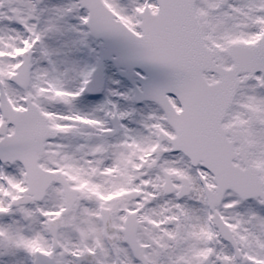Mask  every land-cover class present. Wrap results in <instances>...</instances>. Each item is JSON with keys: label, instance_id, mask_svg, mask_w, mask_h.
Returning a JSON list of instances; mask_svg holds the SVG:
<instances>
[{"label": "snow or ice", "instance_id": "obj_1", "mask_svg": "<svg viewBox=\"0 0 264 264\" xmlns=\"http://www.w3.org/2000/svg\"><path fill=\"white\" fill-rule=\"evenodd\" d=\"M0 264H264V0H0Z\"/></svg>", "mask_w": 264, "mask_h": 264}]
</instances>
